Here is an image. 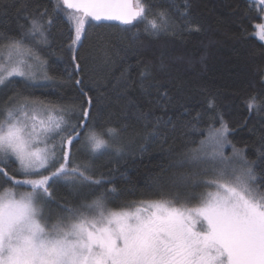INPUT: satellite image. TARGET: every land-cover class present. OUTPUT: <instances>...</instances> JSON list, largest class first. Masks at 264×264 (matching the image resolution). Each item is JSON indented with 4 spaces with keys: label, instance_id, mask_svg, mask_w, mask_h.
<instances>
[{
    "label": "trees",
    "instance_id": "obj_1",
    "mask_svg": "<svg viewBox=\"0 0 264 264\" xmlns=\"http://www.w3.org/2000/svg\"><path fill=\"white\" fill-rule=\"evenodd\" d=\"M57 3L0 0V35L19 39L30 29L31 19L39 18L46 43L36 45L27 37L24 42L39 48L52 83L31 89V98L75 104V119L87 123L77 129L80 138L88 129L103 134L113 129L117 137L115 150H103L96 158H76L74 141L69 167L89 165L87 174L102 184L62 180L49 189L53 203L74 208L107 189L105 202L111 207H131L149 199L195 206L196 197L210 187L204 181L217 178L220 165L194 160L190 150L199 149L209 127L224 124L229 148L234 145L252 162L256 185L264 192V41L258 35V26L264 24L263 4L141 0L147 20L124 25L89 18L81 39L73 44L70 10L55 11ZM161 12L170 27L154 31L148 21L159 24ZM49 19L51 23H45ZM161 92L170 99L158 102ZM7 93H0V117L5 115ZM252 96L259 107L250 110ZM82 108L88 109L90 122L81 120ZM157 117L167 123L154 128ZM39 178L22 174L15 157L0 163V190L12 185L32 188L16 181Z\"/></svg>",
    "mask_w": 264,
    "mask_h": 264
},
{
    "label": "snow or ice",
    "instance_id": "obj_2",
    "mask_svg": "<svg viewBox=\"0 0 264 264\" xmlns=\"http://www.w3.org/2000/svg\"><path fill=\"white\" fill-rule=\"evenodd\" d=\"M61 9L70 10L68 19L74 22L75 32L73 44L81 39L89 18L124 25L147 20L141 0H59L54 10ZM159 16V24L156 20L148 21L154 31L170 27L166 15L161 12ZM30 23V29L19 39L0 35V39L9 41L3 46L8 50L6 59L12 61L14 54L17 57L10 70L0 64V85L13 77L35 81L39 73L28 59L34 60L36 67L46 68V62L24 43L25 37L36 45L46 43L45 26L39 18ZM45 23L50 24L51 20ZM258 28L260 38L264 39V24ZM42 78L50 79L46 73ZM80 91L83 93V88ZM168 99L166 92L158 93V102ZM255 100V96L250 97V110L259 107ZM86 103L91 106V97ZM29 108L31 115L26 110ZM38 111L48 115L41 119L36 115ZM57 112L63 113L64 109L25 98L18 107L6 109L5 119L0 121V163L15 157L22 174L40 177L16 181L32 186V191L21 194L19 199L10 191L0 195V264H264V194H254L250 186L256 180L252 162L234 145L233 157H224L222 152L207 153L203 147L190 150L194 160L238 161L230 168L222 165L215 169L217 178L204 183L216 191L199 194L195 206H177L175 201L161 200L138 207L135 212L107 210L105 189L91 203L74 208L60 205L67 217L46 226L41 222L42 210L37 201L53 199L50 187L62 180L102 184L100 179L87 174L89 165L69 167L74 141L78 144L80 140L77 129L87 123L69 124L63 115H55ZM140 115L147 118L145 113ZM198 118L197 115L195 119ZM81 120L90 122L87 108L81 109ZM162 122L167 123L157 117L154 128ZM207 132L206 140L220 149L231 143L224 125L220 129L209 127ZM113 133V129H108V134ZM87 140L93 154L110 148L95 132H90ZM38 144L44 146L37 147ZM200 144L203 146L205 140ZM41 170L50 174L43 175Z\"/></svg>",
    "mask_w": 264,
    "mask_h": 264
},
{
    "label": "rangeland",
    "instance_id": "obj_3",
    "mask_svg": "<svg viewBox=\"0 0 264 264\" xmlns=\"http://www.w3.org/2000/svg\"><path fill=\"white\" fill-rule=\"evenodd\" d=\"M260 4L264 5V0H257ZM258 35L260 37L259 31H258ZM264 41V39H262ZM9 41L5 40V39H1L0 40V48H3L4 45L8 44ZM27 46L31 47L33 52L37 55L40 56L41 60L46 62V60L44 59V57L42 56V54L39 51V48L36 45H31L28 44L26 42H24ZM7 52L8 50L6 48H3L2 53H0V64H5L7 66V68L10 70L11 67L15 66V61L17 60L16 55H13V59L12 61H8L6 59L7 57ZM26 59H28L27 57H25ZM29 63H33L34 65V69L35 71H37L39 73L38 78L35 81H28L25 80L24 78H19V77H14V81L12 84H8L9 80H6V82L3 85H0V93L1 92H5L8 91L7 95H9L7 101L5 102V110L6 109H14L16 107H18L21 103L24 102L25 98L29 99L32 96H35L34 94L32 95V93L30 92L31 89H36V87H41L44 86L46 84H50L52 82H50V79H43V75L46 73L47 76L49 77L48 71H47V63H46V68H38L36 67V62L32 59H28ZM34 98H31L30 100H32ZM38 99V98H36ZM45 106L48 107H52V108H63L64 112L63 113H55V115H63L64 120L67 121L69 124H77L78 123V119H75V117L77 116V107L75 104L71 103L68 100H61L58 102H53V103H45ZM29 111V114L31 115V111L30 108L26 109ZM36 115L38 117H40L41 119L46 118V116L48 115V113L43 112V111H38L36 113ZM5 119V115H2L0 117V121H3ZM224 126H226L224 124ZM222 127V126H221ZM221 127H219L218 129H220ZM90 132H95L97 133L101 138L105 139L108 143V145L110 146L109 149H111V151L115 150L116 148V132L114 131L113 134H108V131L106 132V134H103L101 131L99 130H95V129H88L85 132H83L82 137L79 140V143L77 144V151H75V157H79L80 155L82 156V154L88 155L91 158H96L97 156L99 157L100 153L97 154H93L90 150V145L89 142L87 140V136ZM67 133H65L66 135ZM208 136V134H207ZM206 136V137H207ZM206 137L204 138L205 140V144L203 146L200 145L199 149L201 147H203V151L207 152V153H219L222 152L224 157H233V147L229 148V144H226L222 149H220L213 141L211 140H206ZM228 140V138H227ZM37 147H43V144H38L36 145ZM238 150V149H237ZM81 151V152H80ZM216 162H218V164L220 166H226V167H231L234 166L238 163V161L235 160V158H233L230 161H221L219 159L216 160ZM18 163V167H19V171H20V164ZM253 167V166H252ZM254 171V168H253ZM255 173V171H254ZM256 175V174H255ZM256 181V180H255ZM253 190H254V194L255 195H261L264 194V192L262 190H260V188L258 187V185H256V182H253L250 185ZM7 191H10L12 193H15L16 198L19 199L21 194L23 193H27L32 191V188L29 187H20V186H5L0 190V195L5 194ZM38 192L40 190H37ZM216 191L215 188L213 187H208L206 188V190H204L202 192L206 193V192H214ZM93 201V200H92ZM92 201H90L89 203H91ZM156 201H161L160 199H149V200H139L137 202H135L134 205H131V207H111L109 206L106 202H105V206L107 210H117V211H127V212H135L136 209L138 207H143L145 205H147L150 202H156ZM37 205L38 207L42 210L41 212V222L44 223L46 226L50 223H55L57 221V219L60 218H64L67 217V212L66 210H60V205H57L55 203L52 202V200H49L47 197L40 199L37 201ZM177 206H188L191 207L190 205L187 204H176ZM86 215H91L90 213L85 212Z\"/></svg>",
    "mask_w": 264,
    "mask_h": 264
},
{
    "label": "water",
    "instance_id": "obj_4",
    "mask_svg": "<svg viewBox=\"0 0 264 264\" xmlns=\"http://www.w3.org/2000/svg\"><path fill=\"white\" fill-rule=\"evenodd\" d=\"M98 22H104V21H98ZM114 22H118V23H120L119 21H114Z\"/></svg>",
    "mask_w": 264,
    "mask_h": 264
}]
</instances>
